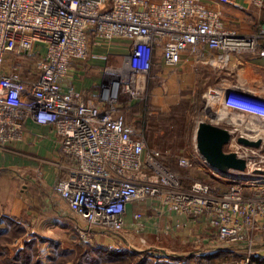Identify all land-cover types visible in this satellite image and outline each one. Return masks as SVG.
I'll return each mask as SVG.
<instances>
[{
    "label": "built area",
    "instance_id": "1",
    "mask_svg": "<svg viewBox=\"0 0 264 264\" xmlns=\"http://www.w3.org/2000/svg\"><path fill=\"white\" fill-rule=\"evenodd\" d=\"M91 38L127 40L129 52L122 73L86 97L67 80ZM184 51L198 60L217 51L224 64L234 52L264 58V27L240 33L204 0H0V151L22 138L28 120L49 125L74 161L53 192L89 227L118 233L129 204L151 199L161 212L203 216L220 246L245 247L237 264H252L254 251L264 249V168L249 167L258 146H246L251 153L234 150L246 159L244 170L213 167L230 177L226 189L207 179L185 185L121 111L122 94L138 96L139 82L155 64L173 67ZM32 56L36 76L29 79L19 64ZM178 164L189 167L191 159L181 156ZM142 215L133 213L135 220Z\"/></svg>",
    "mask_w": 264,
    "mask_h": 264
},
{
    "label": "crops",
    "instance_id": "2",
    "mask_svg": "<svg viewBox=\"0 0 264 264\" xmlns=\"http://www.w3.org/2000/svg\"><path fill=\"white\" fill-rule=\"evenodd\" d=\"M204 2L221 9L225 25L240 33H252L264 25V2L262 5H256L251 0L231 2L204 0ZM128 52L127 40L117 38L104 42L94 39L83 67H72L69 80H72L75 87L84 92L86 97L95 96L101 81L107 76L114 75L107 72L117 71L120 64L124 66ZM206 55L204 59L198 60L190 52L184 51L180 61L173 66L178 74L171 78L172 83H178L181 89L191 87L196 84L203 68L209 66L219 70L218 74H226L225 82L233 81L250 88L264 86L262 82L264 58L246 52L231 53L228 62L223 65L219 61L217 51H207ZM153 68L156 74H159L160 70L170 67L161 62L155 64ZM8 146L4 152L0 151V235L16 228L17 232L19 229L23 230L27 237L24 242L30 239L40 242L39 234L41 228L45 226L49 233V239H46L53 240L56 237L52 236V233L56 232L59 226L57 219L59 207H64V201L54 196L52 186L58 178L67 175L74 161L61 150L58 136L49 125L32 120L26 122L22 138L9 143ZM188 170L191 178L207 179L221 190L230 185V177L218 176L214 168L201 156L192 160ZM68 210L72 212L69 207ZM135 211H141L143 214L141 219H134ZM123 230H131L135 235L139 232V238H145L144 236L149 233H152L150 234L152 237L158 238L180 235L182 241H199L209 253L221 248L235 251L238 253L237 256L242 258L246 251L243 245L220 246L216 234L209 228L203 216L192 217L169 211L161 212L151 199L129 204ZM22 237L18 236L17 240ZM159 247L165 248L164 245ZM263 251L261 248L254 251L252 264H264ZM10 253L13 254L14 251L11 249ZM2 259L0 256V264H3Z\"/></svg>",
    "mask_w": 264,
    "mask_h": 264
},
{
    "label": "rangeland",
    "instance_id": "3",
    "mask_svg": "<svg viewBox=\"0 0 264 264\" xmlns=\"http://www.w3.org/2000/svg\"><path fill=\"white\" fill-rule=\"evenodd\" d=\"M91 39L89 48L95 38ZM234 54L240 53L234 52ZM86 59L87 56L73 61L69 68L67 82L73 83L75 86L74 82L69 80L70 70L72 67L80 66L82 68ZM20 60H22V64L20 63L19 66H21L23 75L29 79L34 78L36 73L33 72V69L36 68L37 56L26 57V59L23 57ZM222 64L224 65V63ZM117 68V71L111 72L107 70V73L114 74L112 75L113 77L116 74H121V64ZM218 72L219 70L216 68L207 66L203 68L202 73L199 72V78L195 85L181 89L178 83H172L171 78L178 74L173 67L162 69L159 74H156V71L152 68L150 73L139 82L138 96L131 97L128 94H122L119 99L121 111H123L126 120L144 132L149 147H155L162 151V159L169 167H177L176 172L181 176L185 185H189L196 178H191L188 167L180 166L178 159L181 156H187L191 159L192 163V160L196 159L194 156L204 158L196 144V129L201 120L211 121L231 129L230 141L224 146L226 151L239 150L240 153H243V151L252 152L249 148L246 149L248 145H244L237 140L240 134L252 139L260 136L264 139V86L250 88L233 81L225 82L224 77H226V74L222 75L218 74ZM108 79L109 76L104 78L101 83H104ZM262 82L264 83V81ZM100 86L96 92H99ZM258 148L260 149L259 153H255L251 157L250 169L259 166L264 168V162H262L264 140ZM1 151L4 152V149ZM232 171L236 176H244L240 172ZM240 181L244 182L246 179ZM247 181L251 182V180ZM54 196L56 195L54 194ZM59 209L57 217L59 226L57 231L52 233V236L56 238L49 241V233L45 230V226L41 228L42 231L39 234L41 240L40 242H36L38 257L44 258L50 251L51 244L54 242L59 247V250H56L57 254H59L61 248L67 251L78 252L87 245H102L113 249H133L140 252L144 250L161 251L168 255L180 253L195 254L196 257L186 264H237L240 257L237 256L238 253L235 251H226L219 248L215 250L217 252L215 254L217 255L212 259L201 261L197 259L198 256L211 253L199 241H182L179 237L180 235L178 237L176 235L174 237H152L153 235H150L152 233L144 236L145 238H139V232L135 235L131 230H121L114 234L104 233L94 228L92 229L80 216L70 212L65 201L64 207H59ZM42 218H44V215ZM11 230V232L0 235V256L2 258H5L6 255H14L18 245L21 246L24 240L27 239L23 234V230L19 229V232H17L18 229L16 228H12ZM18 236L23 237L17 240ZM150 244H155L156 246H150ZM163 245L165 248L159 247ZM256 248L258 246L254 247V249ZM11 249L14 251L13 254L10 253ZM95 256L101 257L98 253ZM63 259L65 258L61 256L58 260ZM73 262L71 259L68 264H74ZM174 264H183V261H175Z\"/></svg>",
    "mask_w": 264,
    "mask_h": 264
},
{
    "label": "trees",
    "instance_id": "4",
    "mask_svg": "<svg viewBox=\"0 0 264 264\" xmlns=\"http://www.w3.org/2000/svg\"><path fill=\"white\" fill-rule=\"evenodd\" d=\"M170 168L174 171L177 170L176 166ZM36 242V239L25 241L20 247L17 248L14 255H6L5 258L2 259L3 264H68L69 260L71 259L74 261V264H174L175 261H183V264H186L192 258L196 257L195 254L189 253L168 255L161 251L153 252L144 250L140 252L133 249H113L102 245H87L86 247L84 246L81 248L78 252H74L72 250L67 251L61 248L59 254L63 255H59L56 252L57 249L59 250V247L57 243L54 242L51 244L50 251L47 253V255L44 258H41L37 256L38 248ZM96 253L100 254L101 257H96ZM215 253L217 252H214L213 254L200 255L197 257V259L201 261L210 260L215 255H217ZM61 256L65 259L58 260Z\"/></svg>",
    "mask_w": 264,
    "mask_h": 264
},
{
    "label": "water",
    "instance_id": "5",
    "mask_svg": "<svg viewBox=\"0 0 264 264\" xmlns=\"http://www.w3.org/2000/svg\"><path fill=\"white\" fill-rule=\"evenodd\" d=\"M264 27V25H263ZM231 138V129L215 124L211 121L201 120L196 129V144L205 160L214 168L223 173L231 169L244 170L246 159L236 151H226L224 146ZM237 140L248 146H260L262 137L256 139L240 134Z\"/></svg>",
    "mask_w": 264,
    "mask_h": 264
}]
</instances>
